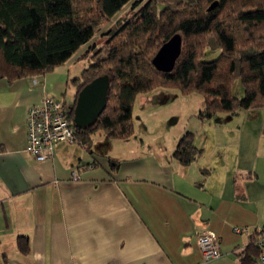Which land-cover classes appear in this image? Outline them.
Wrapping results in <instances>:
<instances>
[{
  "label": "crops",
  "instance_id": "crops-1",
  "mask_svg": "<svg viewBox=\"0 0 264 264\" xmlns=\"http://www.w3.org/2000/svg\"><path fill=\"white\" fill-rule=\"evenodd\" d=\"M77 52L45 75L0 79V264H240L247 255L257 264L264 127L251 139L241 117H189L204 130L200 140L194 131L201 153L188 165L172 156L186 131H173L176 117L160 131L164 145L95 132L88 146L59 143L44 161L24 151L28 107L80 75L71 71ZM109 160L118 162L115 170ZM206 230L221 251L207 262L197 244Z\"/></svg>",
  "mask_w": 264,
  "mask_h": 264
},
{
  "label": "trees",
  "instance_id": "trees-1",
  "mask_svg": "<svg viewBox=\"0 0 264 264\" xmlns=\"http://www.w3.org/2000/svg\"><path fill=\"white\" fill-rule=\"evenodd\" d=\"M214 1L216 7L208 11ZM130 2L0 0V79L14 81L51 72L90 43L101 19L114 17ZM130 9L133 14L125 23L107 31L105 56L87 49L82 56L89 55L91 63L71 79L75 91L67 113L70 121L79 90L98 76H109L104 110L92 126L75 128L78 143L88 146L90 135L97 130L111 140L130 138L136 96L158 87L175 86L184 94H202L201 120L217 112L250 109L264 101V0H147L143 4L134 0ZM175 33L181 35V53L172 71H158L151 60ZM203 35L211 36L213 49H220L217 57L198 60L187 44L191 37ZM236 80L242 85V98L232 94ZM200 153L194 133L186 130L172 156L188 165ZM109 163L112 170L117 168L118 162ZM258 232L252 239L257 258ZM18 249L28 253L26 237H18ZM240 264H252V259L241 257Z\"/></svg>",
  "mask_w": 264,
  "mask_h": 264
},
{
  "label": "rangeland",
  "instance_id": "rangeland-1",
  "mask_svg": "<svg viewBox=\"0 0 264 264\" xmlns=\"http://www.w3.org/2000/svg\"><path fill=\"white\" fill-rule=\"evenodd\" d=\"M138 1L143 4L147 0ZM132 2L125 5L114 17L101 19L95 27L92 40L77 52L78 55L79 53H85L87 49H92V53L98 55V57L105 56L106 46L108 45L107 41L109 39L107 31L115 30L132 16L133 11L130 9ZM161 7V4L157 6L158 9H161ZM210 38L211 36L209 35H203L194 36L188 40L186 39L187 44L193 48L192 50L196 51L198 60L211 59L218 56L220 49H213L211 47ZM73 61L71 71L75 73L81 72V68H85L91 63L89 55L81 56L79 59ZM73 94L74 87L71 80H69L66 83H62V90L55 97L66 103H70L72 102ZM144 94L137 95L132 106V136L140 140H145L146 142H153L154 140L156 146L164 145L165 140L160 135V131L170 129L167 125L168 119L176 117L177 121L173 125V131L180 132L182 130L183 132L190 130L194 133L196 130V134L199 135L197 136L199 138L198 140L201 139L200 134L204 128L200 126L201 123L197 124L194 120H189V117H199V112L204 109L205 104L202 94L197 92L184 94L175 86L158 87ZM232 94L237 98L243 97L244 92L239 80H236L234 83ZM211 117H241L240 120L242 119V121L239 124L241 127L245 126L243 130H248L247 133L250 134L252 139L253 136L259 135L264 127V101L250 109H237L234 113L217 112ZM162 124L164 125L161 127ZM95 132L99 134L101 131L97 130ZM154 136L156 139H153Z\"/></svg>",
  "mask_w": 264,
  "mask_h": 264
},
{
  "label": "built area",
  "instance_id": "built-area-1",
  "mask_svg": "<svg viewBox=\"0 0 264 264\" xmlns=\"http://www.w3.org/2000/svg\"><path fill=\"white\" fill-rule=\"evenodd\" d=\"M32 82L36 80L33 78ZM69 105L53 96H45L37 105L28 107L25 115L26 145L24 151L35 161L51 158L54 147L62 142H77L76 129L67 119ZM77 170L71 172V180L77 181ZM235 232L240 229L235 228ZM197 244L205 262L221 256L219 239L210 230L203 231L197 238ZM258 249L257 264H264V227L256 235Z\"/></svg>",
  "mask_w": 264,
  "mask_h": 264
},
{
  "label": "water",
  "instance_id": "water-1",
  "mask_svg": "<svg viewBox=\"0 0 264 264\" xmlns=\"http://www.w3.org/2000/svg\"><path fill=\"white\" fill-rule=\"evenodd\" d=\"M217 1L211 3L208 11L216 7ZM182 39L179 33L173 34L156 51L151 62L162 72H170L181 53ZM109 89V76H98L85 84L77 93L73 110L72 124L75 128L85 129L92 126L101 115L106 104Z\"/></svg>",
  "mask_w": 264,
  "mask_h": 264
}]
</instances>
